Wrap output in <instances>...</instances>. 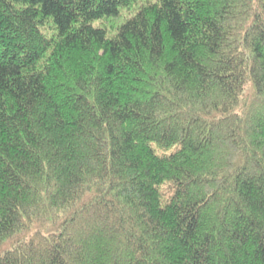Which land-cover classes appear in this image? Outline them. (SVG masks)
Listing matches in <instances>:
<instances>
[{
    "label": "trees",
    "instance_id": "1",
    "mask_svg": "<svg viewBox=\"0 0 264 264\" xmlns=\"http://www.w3.org/2000/svg\"><path fill=\"white\" fill-rule=\"evenodd\" d=\"M0 264H264V0H0Z\"/></svg>",
    "mask_w": 264,
    "mask_h": 264
},
{
    "label": "rangeland",
    "instance_id": "2",
    "mask_svg": "<svg viewBox=\"0 0 264 264\" xmlns=\"http://www.w3.org/2000/svg\"><path fill=\"white\" fill-rule=\"evenodd\" d=\"M137 6V5H136ZM136 6H134L133 10L129 11L128 10H123L121 11L120 15L117 18L114 19H101V20H97L94 21V26H104L107 28L108 33L112 34L113 32H115L117 25L121 22H123L127 17L131 16V13L136 9Z\"/></svg>",
    "mask_w": 264,
    "mask_h": 264
}]
</instances>
